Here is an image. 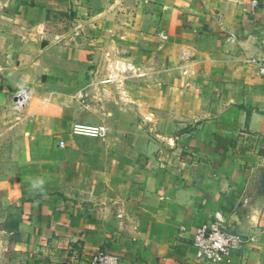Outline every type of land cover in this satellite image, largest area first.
<instances>
[{
  "label": "crops",
  "instance_id": "crops-1",
  "mask_svg": "<svg viewBox=\"0 0 264 264\" xmlns=\"http://www.w3.org/2000/svg\"><path fill=\"white\" fill-rule=\"evenodd\" d=\"M256 62L264 0H0V112L29 96L19 121L0 118L22 264H84L104 248L116 264H264ZM215 217L253 239L197 260L191 237Z\"/></svg>",
  "mask_w": 264,
  "mask_h": 264
},
{
  "label": "built area",
  "instance_id": "built-area-1",
  "mask_svg": "<svg viewBox=\"0 0 264 264\" xmlns=\"http://www.w3.org/2000/svg\"><path fill=\"white\" fill-rule=\"evenodd\" d=\"M248 61L255 62L251 59H248ZM257 64L260 70L263 71L264 64ZM28 99L29 96L25 90L15 92L13 95V107L16 110L23 108ZM72 133L99 137L104 135L105 128L102 125L76 124L72 128ZM59 145L63 146V142H60ZM181 229L185 230L184 227ZM252 239V235L243 234L224 225L221 219L215 217L212 220L201 222L196 227L191 237V246L194 249V257L197 260L219 263L229 258L235 250L242 248L246 243L251 242ZM117 261V257L104 248L92 254L85 264H116Z\"/></svg>",
  "mask_w": 264,
  "mask_h": 264
},
{
  "label": "rangeland",
  "instance_id": "rangeland-1",
  "mask_svg": "<svg viewBox=\"0 0 264 264\" xmlns=\"http://www.w3.org/2000/svg\"><path fill=\"white\" fill-rule=\"evenodd\" d=\"M110 90L111 88L107 90V92H109ZM11 107H12L11 104H9V107L8 105L6 106L3 105L2 111L0 112L1 119H2V115H4V119H8L9 117H11L14 119V121L17 122L19 121L20 117L24 116V114L26 115L25 110H23L24 107L21 108L22 110L17 109L19 111H16L15 108L13 110ZM125 109L126 108L124 106V112H125ZM140 122H143V121L140 119ZM122 123L123 124L129 123V120H127L124 117L122 119ZM1 125L6 126V124L4 123H2ZM104 128H105V133L103 136H99V138L105 137L107 133V128L105 126ZM16 136L18 137V135ZM79 136L85 137L86 135H79ZM86 137L95 138L93 136H86ZM1 140H2V137L0 136V141ZM6 140L7 141L12 140V136H8ZM2 146L7 147V144H4V145L0 144V158L2 157ZM11 146H12V142L9 143L10 149H12ZM10 149L8 150V152L10 151ZM5 154H6V151H5ZM17 168L18 167H16V165L13 162H9V163L7 162L6 164H4V162L0 159V264H22V261L20 260V256H19V252L21 251L17 248L14 249L15 247H13V245L17 243L16 242L17 240L15 237L14 228H12V225L14 224L13 222L14 220H16L15 219L16 211L18 208L22 206L18 202L19 193L17 191V186H18V176L19 175H18ZM260 181H262V178L259 175V171H257L256 176L254 178L253 185L258 186V188H260L261 191H264L263 188L259 187ZM7 192H10L11 194ZM84 260H86V258ZM27 264H30V263L27 262Z\"/></svg>",
  "mask_w": 264,
  "mask_h": 264
},
{
  "label": "trees",
  "instance_id": "trees-1",
  "mask_svg": "<svg viewBox=\"0 0 264 264\" xmlns=\"http://www.w3.org/2000/svg\"><path fill=\"white\" fill-rule=\"evenodd\" d=\"M216 139H218V138L216 137ZM258 171H259V175H260L261 178H262V181H260V183H259V187H261V188L264 189V166L260 167V168L258 169Z\"/></svg>",
  "mask_w": 264,
  "mask_h": 264
}]
</instances>
